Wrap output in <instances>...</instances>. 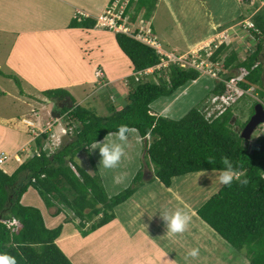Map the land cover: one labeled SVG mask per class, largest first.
<instances>
[{
    "label": "trees",
    "instance_id": "trees-1",
    "mask_svg": "<svg viewBox=\"0 0 264 264\" xmlns=\"http://www.w3.org/2000/svg\"><path fill=\"white\" fill-rule=\"evenodd\" d=\"M157 2L130 0L126 15L134 9L132 21H136L145 11L144 20H150ZM96 23L95 19L74 21L70 28L91 30ZM251 24L248 32L259 41L257 50L245 61H240L236 52L226 56L222 66L225 73H220L223 81L212 91L215 97L225 96L227 83L237 77L226 72L245 70L247 74L238 82V88L244 92L255 88L264 98V7ZM115 36L120 50L132 63L134 73L157 69L165 60L155 47L138 40L137 34L115 33ZM226 49V45L218 48L212 60L219 63ZM154 74L158 75L157 71ZM201 76L198 69L171 64L166 75L157 82H134L127 96L128 104L121 110L113 107L107 117L80 105L64 108L62 119L68 122L73 134L61 149L49 151L51 133H42L33 142V157L24 160L12 175L0 169V253L14 256L17 264H73L58 245L64 226L49 229L40 209L22 204V198L30 189L39 194L48 209H56L54 216L70 212L73 218L67 216L65 223L79 220L76 227L87 237L114 222L116 209L142 187L159 181L171 188L176 178L218 172L226 168L223 158L227 157L240 178H246L248 183L242 185L234 179L198 209L197 214L250 264H264V136L257 141L260 150L253 152L250 141L243 139L232 125L234 114L230 108L213 118H207L203 108L194 109L181 120L158 116L152 111L154 103L173 98ZM45 94L50 99L73 100L63 89ZM251 112L255 113L254 107ZM122 124L135 128L145 140V160L149 159L155 170L151 180L145 181L142 169L130 188L111 198L98 173L91 145L95 140L103 142L109 137L108 133L115 132ZM83 153L89 158L88 167L78 161ZM13 221L18 224L10 227Z\"/></svg>",
    "mask_w": 264,
    "mask_h": 264
},
{
    "label": "crops",
    "instance_id": "crops-1",
    "mask_svg": "<svg viewBox=\"0 0 264 264\" xmlns=\"http://www.w3.org/2000/svg\"><path fill=\"white\" fill-rule=\"evenodd\" d=\"M160 2H163L164 5L166 4L169 14L171 17L175 18L177 22H179V17L182 16L181 22L177 24L184 34V32L187 31L185 29V23L193 22L196 19V14H191L189 10L185 11L183 10L184 7H181L178 16V12L174 10V0H158L155 9ZM261 2L264 7V1ZM112 3L113 0H0V79L10 82L13 81L17 89H19L15 90L13 97L11 96V98H13L12 115L0 117V134L2 135L3 132H6L4 135L8 133L11 134L9 136L11 142L4 143V145H7V148L0 147V158L9 155V160L0 167L5 173L12 175L23 163L20 158L25 156L23 153L34 152L33 142L35 138L39 137L47 129L54 132V127L58 126L61 122L55 118L58 113L62 115V110L64 108H70L69 106L71 104H73V107L75 105L85 107L84 100H82L80 96V100L77 98L76 90L79 86L86 84L95 88L102 84L98 89L101 91L106 89L111 90L112 86H115L116 92L120 94V99H123V92L128 93V87L125 83L130 82L132 85L134 84L137 73H134L132 63L121 50L122 54L129 60L131 67L126 73H123L121 70L120 75L118 72L114 74V71L109 69L110 57L106 56L94 62L92 60V51H85L92 40H95L97 42L93 44H98L96 45L97 50L103 55V45L109 42L111 43L110 37H107L109 34L106 33L111 30L100 27L98 25V19L106 13ZM134 14L135 13H133V16ZM132 18L130 13V22L133 24L138 23L135 25L137 26L135 31L140 28L150 29V20H147L149 23L148 26H141L139 24L145 21L143 18L140 19L141 17H137L136 21H132ZM88 19H95L97 21L94 29L70 28L72 22L77 21L81 23ZM205 19L209 25L207 35L196 36L193 38L194 40L192 42H189V40L185 38L187 41L185 50L174 46V48H171L172 50L166 52L157 41L160 45L161 55H177V53L183 51L181 56H185L192 52L205 49L215 43L225 45V43H229L228 41L231 42L236 40L234 33H232L235 26H229L231 28H228V24L232 20H236V16L230 21L223 22L220 21V16L210 12L205 16ZM183 23L184 26H181ZM182 32L181 35H183ZM156 37L158 38L157 35ZM112 42L118 46L116 36ZM122 54L116 53L113 58L117 70L118 64L114 59H118L119 57L120 61H122ZM157 69L154 68L149 71L155 72ZM99 74H101V76H99ZM199 81L200 79L182 88L180 92H177L176 96H174V99L168 98L161 100L170 102L167 104L168 107L172 105L181 94L185 93L188 88L196 85ZM58 89L68 91L73 100L71 98L63 100L50 99L45 94L48 91ZM9 96L10 94L7 95L6 92L0 89L1 99H7ZM85 96L87 97L86 99H89L92 94ZM112 97L113 96H110V98ZM44 101L46 102V108L43 105ZM36 103L37 105L41 103V109L35 105ZM162 109L163 110L159 113L166 111L167 108ZM15 114L20 116H14ZM51 116L52 119L50 118ZM46 119H49L47 122L48 127L42 129L41 127L44 126ZM14 122L18 124H13ZM11 128L21 129L22 132ZM60 128L62 129L61 126ZM23 131L28 132L23 133ZM30 131H32V133H30ZM60 133L61 132H58V134L56 133V136ZM132 136L136 137L137 140L142 139L137 131L134 135L132 134ZM19 140L20 142H18ZM12 141L16 142V144ZM26 148L32 151L26 152ZM20 152L22 156L18 155ZM16 157L20 159V162L16 161ZM11 161H15L16 164L5 168V165ZM212 173H214L212 178L210 179L207 177L206 179L212 180L214 182V187H204L207 192L205 198L199 200L202 202H196L200 196L195 193L193 194L194 200H192V202L188 201L185 204L180 200L179 196L177 198L175 194L173 195L174 179L171 188H166L164 185L161 187L165 188L161 190L164 191V194H166V192L168 193L167 197L164 195L163 197L165 198H155V203L159 200L162 203L170 197V199H168L169 202L167 203L166 201L163 207H160L161 209H157V211L151 210V205L154 203L150 200L149 194H147L145 198L137 200V196L140 193L139 191V193L137 192L138 194L136 193L137 195H134L128 202L121 205H128V208L134 210V214L128 221L120 219L119 206L116 209L117 219L91 234L89 238L101 236L103 253L108 259L109 264H127L125 262L127 255H122V249L127 247L128 242L132 244L131 253L129 252L128 254L129 257H132L131 263L129 264H234L237 261H239L240 264H245L246 261L250 264L249 260L236 252V250L220 235H214L208 227H205L204 223H200L202 219L197 214L198 209L215 195L216 190L219 192L225 186L218 181L219 171ZM199 176L204 177L205 175ZM208 183H210V181H208ZM154 184H156V182ZM151 185L153 184H150V186ZM208 186L210 185L208 184ZM31 190L35 191L34 189H30L29 191ZM183 190L190 192L184 187ZM170 194L173 197H171ZM174 196L177 208L188 211L192 219L184 233L167 235L166 222L159 212H164L166 210L170 211L172 207L175 206L171 205ZM201 204L202 206H199ZM144 213L146 214L145 216ZM46 226L48 225L46 224ZM66 232L67 230H65L64 227L63 233L58 240L59 246H61V242H63L64 239L79 238L80 234L76 231L72 232L68 238H64ZM115 243H117V245L118 243H123L124 248L118 245L120 249L119 255L109 257L108 249L112 248ZM193 248L199 249V255L195 258L188 255ZM62 250L64 251L63 248ZM147 251H153L150 257L145 256ZM64 252L73 264H78L75 261V252L71 255L66 251ZM141 256H143V258L139 259ZM223 259L224 261H222Z\"/></svg>",
    "mask_w": 264,
    "mask_h": 264
},
{
    "label": "rangeland",
    "instance_id": "rangeland-1",
    "mask_svg": "<svg viewBox=\"0 0 264 264\" xmlns=\"http://www.w3.org/2000/svg\"><path fill=\"white\" fill-rule=\"evenodd\" d=\"M252 2H254V5L252 4ZM174 3H175L174 10L178 12V16H179V12L181 11V7H184L183 10L185 11L189 10V13L196 14V19L193 22L185 23V29L188 32L185 31L183 34L182 29L177 24L181 22L182 16L179 17V22H177L176 19L171 17V15L169 14L166 4L164 5L163 2H160L157 8L153 9L150 14L151 15V19L149 21V23H151L150 37L157 39L158 43L162 46V49L164 51L167 52L169 50H172L171 48H174V46L185 50V47L187 45V41L185 38H187L189 42H192L194 40L193 38L196 36L198 37L202 35H207V32L209 31V25L205 19V16L210 12L216 14L217 16H220V21L223 22L230 21L233 17L236 16V20H232L228 24V28H231L229 26L232 27L235 26L233 28L232 33H234V37L236 38V40L231 42L228 41L229 42L228 44L225 43L227 49L225 51V54L221 57V61L219 63H215L212 60V57L215 51L218 48H220L222 45H220V43H215L205 49L192 52L191 54L185 56H181V54H183V51H181V53H177V55L175 54L167 55L165 56L166 60L162 62V65L157 69L158 75L155 76L154 71H147L146 72L147 74L144 73L140 75L139 76L140 83L146 81L157 82L160 79V77H164L166 75V70L169 68L171 64L177 63V62L176 63L172 62L171 59H174V57L176 59L188 58V60H186L187 63H193L192 60L197 59V63L199 64V70L202 74L200 81L196 85L188 88V90L185 93L181 94V96L176 101H174L172 105L168 107L167 104L170 102H168L167 100H161L153 104L152 105L153 113H155V115L162 116L168 119L181 120L185 116H187L192 110L203 108L204 112L207 115V118H213L222 114L223 112H225L227 109L230 108L232 109V112L234 114V118H233L234 121L232 120L233 121L232 125L236 130L239 131L243 130L244 129L243 126L246 123H248L250 121V118L254 115V114L252 115L251 112L252 108L253 107L255 108V106L259 103L264 105V98L261 97V94L257 93L255 88L247 92L246 91L244 92L238 88L237 84L240 80H242L246 76L247 74L246 71L233 70L226 72L229 75H236L237 77L234 80H231L229 83H227L228 91L225 94V96L215 97L212 94V91L214 90L218 82L223 81L222 76L220 77V73H225L222 71V66L226 56H229L232 52H236L240 61H245L251 54H253L257 50L259 41L253 35L252 37L249 34L248 29L252 27L251 22L253 17L262 9L263 7L262 2L260 0H174ZM130 13L132 18L133 13H135L134 9L131 10ZM144 13L145 11L141 13L138 17H141L140 19L142 18L144 19ZM149 23L147 20H145L144 23H140L139 25L148 26ZM137 24L138 23L133 24L132 22H129V23H125V26L128 27L131 32H134L137 27L135 25ZM181 26H184V23ZM181 32L183 35H181ZM106 33L109 34V36L107 37H110L111 43L109 42L108 44L103 45L104 47L102 49L103 55L99 50H97L96 45L98 44H93L97 42L95 40H92L91 44L88 46V48L85 49V51L87 52L92 51V60L94 62L106 56L110 57L109 69L113 70L114 74L118 72V74L120 75L121 70L123 73L128 72V70H130L131 67L129 60L124 56V54H122L118 46L112 42L115 39V34H114L115 32L108 31ZM156 35L158 36V38L156 37ZM262 44L264 45L263 40H262ZM116 53L123 55V56L121 55L122 57L120 56L121 60L123 61V65L119 57L118 59H114L118 64V70L113 61V58ZM262 62L264 65V56H262ZM186 68H191V67L186 66ZM134 82L137 83L136 80H134ZM125 84L128 87V93L123 92L122 94L124 95L123 99H120V94L116 92L115 86H112L111 90H107V89L104 91L98 90L102 84H100L98 87L95 88L90 87L86 84H82L77 88L76 94L79 100L80 97L82 100H84L85 107H87L88 109H90L92 112H94L99 116L107 117L111 115L113 107L116 108L117 110H121L128 104L127 96L130 92L132 83L128 82ZM0 89L6 92L7 95L10 94L9 98L7 99L0 98V117L10 116L13 113V107H12L13 98H11V96L13 97L15 94V90H19V89H17L16 84L13 81L10 82L4 79H0ZM88 94L89 95L92 94V96L91 98L86 99L87 97L85 95ZM110 96L113 97L110 98ZM43 103H44L43 104L44 107L46 108L45 106L46 102L44 101ZM35 105H37V103ZM37 107L41 109V103H39ZM162 108H167V109L166 111L159 113L161 110H163ZM14 116H20V115L15 114ZM50 118L52 119V116ZM48 120L49 119L45 120L44 126L41 127L42 129L48 127L47 126ZM15 123L17 122H14L13 124ZM60 126L62 127L63 130L60 128ZM68 127H69L68 122L62 119L59 125L54 127L53 129L54 132H51V142L47 144V149H49V151L56 152L59 149H61V147L65 143L68 142V140L73 134L72 129H69ZM14 130L22 132L21 129H14ZM28 131H23V133ZM55 132L57 134L58 132L61 133L56 136ZM5 133L6 132H3L2 135L0 134V147L2 146L7 148V145H4V143L6 144L8 142H11L9 140V136L11 134L8 133L4 135ZM30 133H32V131H30ZM262 136H264V125L260 126L254 133L252 137V141H250L251 145L257 143L258 139L261 138ZM106 139L111 140L114 139V137H108ZM18 142H20V140ZM13 143L16 144V142ZM28 148L25 149L26 152L32 151ZM145 148H146V143L144 139L137 140L136 137L132 136V134L131 136L129 135L127 143L125 145V155L122 158L119 166L114 169H104L100 165L101 156L99 154V150L95 149L91 151L92 157L97 166L98 173L102 179L103 185L109 197L111 198L115 197L120 193L124 192L125 190H127L128 188H130L133 185L135 178L141 172L142 169H144L145 181L151 180L150 177L151 176L153 177L155 165L149 162V159L145 160L146 157ZM34 154H35L34 152L23 153V155L25 156L20 157L21 161L24 162V160H26L25 158L33 157ZM18 155L22 156V153L20 152L18 153ZM78 161L84 167L86 166L88 167L90 164L89 158L86 155H84V153L79 155ZM147 163H149V165H147ZM15 164H16L15 161H11L7 165H5V168L14 166ZM90 170H91L90 172L94 174L91 168ZM199 175H205V176L203 177ZM213 175L214 173L212 172H206V173L191 174L185 177L176 178L174 182V187H173L174 189L172 194L173 195L175 194L177 198L179 196L180 200L184 204L188 201L192 202V200H194L193 199L194 193L200 196V198L197 199L196 202L199 200H203L207 192V190H205L204 187H209V188L214 187L213 186L214 182L212 180L206 179L207 177L211 179ZM208 181H210V183H208ZM208 184L210 186H208ZM161 187L163 186L159 181L156 182V184L153 183V185L151 186L146 185L142 187L139 190L140 193L139 191H138L139 194L137 193L138 194L137 200H141L145 198L147 194H149L150 200L154 203L151 205V210L157 211V209H161L160 207H163L166 201L168 203L169 202L168 199H170V197H168L167 200L163 201L162 203L160 200L157 202V203L160 202L159 204L155 203V198L157 197L165 198L168 195L167 192L166 194H164V191H162L161 189H165V188H161ZM183 187L188 189L190 192H186L185 190H183ZM217 192L218 190H216L215 194H217ZM164 195L165 197H163ZM171 197L173 196L171 195ZM175 202L176 200L174 196V200L171 205H175ZM22 204L27 207L40 209L43 213L46 224L48 225L47 227L51 229H56L59 226L63 225L65 227V230H67V232L64 235V238L65 237L68 238L71 235V233L74 231L80 234V235L78 234L79 238L75 237V239L74 238L64 239V241L61 242V246H60V248L61 249L63 248L64 251H66L69 255L75 252L76 254L75 261L78 264L108 263V259L105 257V254L103 253V245H102L103 242L101 240V236L99 237L96 236L91 238H89V236L83 237L80 231L78 230V228L76 227V225L79 224L80 222L79 220H74V223H69L66 225L65 220L68 219L67 216L73 218V215L70 214V212L63 213L59 216H54V214L56 213V209L55 208L51 210L48 209L43 199L39 196L37 192L33 190L29 191L22 198ZM202 204L199 206H202ZM127 206L128 205L120 206L118 208L119 216L121 220L125 219L126 221H128L131 218V216L134 214V210L132 208H128ZM176 209H178L177 205L173 206L170 211H175ZM145 215L146 214L144 213V216ZM97 221L98 219L94 220V222ZM201 221L202 222L200 223H204L205 227H208V229H210L214 233V235H217V233L212 228H210L203 220ZM90 224L88 225V227H90ZM118 245L124 248L123 243H118ZM118 245L117 243H115L112 248L108 249L109 257L119 255L120 249ZM130 250H132V244L128 242L127 247L122 249V255L124 256L127 255L125 259V262L127 264L131 263L132 260V257L128 256L129 252L131 253ZM152 252L153 251H149V252L147 251V254L145 256L150 257ZM142 258L143 256H141L139 259ZM222 261H224V259ZM226 262L228 263L227 260ZM234 264H240V262L237 261ZM245 264H248L247 261L245 262Z\"/></svg>",
    "mask_w": 264,
    "mask_h": 264
},
{
    "label": "clouds",
    "instance_id": "clouds-1",
    "mask_svg": "<svg viewBox=\"0 0 264 264\" xmlns=\"http://www.w3.org/2000/svg\"><path fill=\"white\" fill-rule=\"evenodd\" d=\"M165 60H166V57H165ZM139 74L140 73H137V75ZM137 75H136V79H137ZM55 119L60 120L57 118ZM136 131L137 130L135 128L129 127L126 124H122L118 127V129L115 132L108 133L107 136L114 137V139L107 140V141L104 139L103 142H99L95 140L92 143L91 150H95V149L99 150V154L101 156L100 165L104 169H114L119 166L122 158L125 155V145L127 143L128 137L129 135L136 133ZM47 132L51 133L49 129H47V131H45L44 133H47ZM16 161L20 162V159L16 157ZM223 163L226 165V168L219 170L220 174L218 176V181L221 184L231 185L234 179L238 180L239 183L242 185H246L248 183V180L246 178L245 179L240 178V173L234 170L232 163L229 161L227 157L223 158ZM159 213L161 217L163 218V220L166 222L167 235H177V234L184 233L187 230L191 222V219H192L190 213L188 211H185L184 209H176L175 211L166 210L164 212H159ZM14 222H17V221H13V223ZM188 255L193 258L197 257L199 255V249L198 248L191 249ZM0 264H17V260L14 256H11L7 253H0Z\"/></svg>",
    "mask_w": 264,
    "mask_h": 264
},
{
    "label": "built area",
    "instance_id": "built-area-1",
    "mask_svg": "<svg viewBox=\"0 0 264 264\" xmlns=\"http://www.w3.org/2000/svg\"><path fill=\"white\" fill-rule=\"evenodd\" d=\"M130 0H116L111 4L106 13L98 19V25L103 28H107L108 30L114 31L115 33H124L128 35L137 34L136 38L143 43H146L149 46L155 47L160 54H162L160 45L157 43V39L151 38L150 33L151 30L147 28H140L139 31L131 32L128 27L125 26V23L130 22V15H126V10L128 7ZM254 4V2H252ZM174 57V56H173ZM184 58V57H183ZM186 58V57H185ZM172 62H177L176 64L180 65L183 68L186 66H190L191 68L199 69V64L197 63V59H193V63H187V59H171ZM165 60H163L164 62ZM179 62V63H178ZM161 66V65H160ZM146 73V72H145ZM140 73L139 75H141ZM139 75H137V81H139ZM101 76V74H99ZM9 160L8 156H2L0 158V167ZM17 224V222L9 223L10 227H13Z\"/></svg>",
    "mask_w": 264,
    "mask_h": 264
},
{
    "label": "water",
    "instance_id": "water-1",
    "mask_svg": "<svg viewBox=\"0 0 264 264\" xmlns=\"http://www.w3.org/2000/svg\"><path fill=\"white\" fill-rule=\"evenodd\" d=\"M70 108H73V104H71L69 106ZM57 119H62V115L61 113H58ZM234 121V119H233ZM232 121V123H233ZM264 125V105L263 104H257L255 106V113L252 116V118L250 119V121L248 122V124L245 126V128L243 130H237V132H239L242 136L243 139L247 140V141H252V137L254 135V133L256 132V130L260 127ZM260 145L257 143H254L252 146V151H258L260 150Z\"/></svg>",
    "mask_w": 264,
    "mask_h": 264
},
{
    "label": "flooded vegetation",
    "instance_id": "flooded-vegetation-1",
    "mask_svg": "<svg viewBox=\"0 0 264 264\" xmlns=\"http://www.w3.org/2000/svg\"><path fill=\"white\" fill-rule=\"evenodd\" d=\"M251 118H252V117H251ZM251 118H250V119H251ZM244 128H245V127H244Z\"/></svg>",
    "mask_w": 264,
    "mask_h": 264
},
{
    "label": "bare ground",
    "instance_id": "bare-ground-1",
    "mask_svg": "<svg viewBox=\"0 0 264 264\" xmlns=\"http://www.w3.org/2000/svg\"><path fill=\"white\" fill-rule=\"evenodd\" d=\"M187 86V85H186Z\"/></svg>",
    "mask_w": 264,
    "mask_h": 264
}]
</instances>
